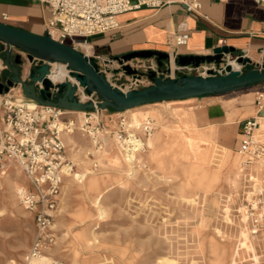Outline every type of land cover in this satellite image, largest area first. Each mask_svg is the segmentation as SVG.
I'll list each match as a JSON object with an SVG mask.
<instances>
[{"label": "rangeland", "instance_id": "rangeland-1", "mask_svg": "<svg viewBox=\"0 0 264 264\" xmlns=\"http://www.w3.org/2000/svg\"><path fill=\"white\" fill-rule=\"evenodd\" d=\"M4 70L1 64L0 74ZM21 70L25 75L27 64ZM256 90L154 103L117 114L102 111L89 133L80 129L83 115L72 114L76 129L61 140L73 170L57 200L53 243L34 264H264V234L252 228L233 149L240 118L230 128L219 126L227 131V140H219L226 147L216 141V128L202 122L199 129L193 113L185 112L228 104L229 99L245 107ZM12 95L18 98L19 91ZM147 116L155 123L151 139L146 145L148 138H142L144 151L131 162L115 141L118 125L122 119L134 124ZM160 130L163 143L154 134ZM189 133H196L198 142L176 144ZM20 187L31 190L13 164L0 176V264H28L25 257L36 235L33 213L18 203Z\"/></svg>", "mask_w": 264, "mask_h": 264}, {"label": "built area", "instance_id": "built-area-1", "mask_svg": "<svg viewBox=\"0 0 264 264\" xmlns=\"http://www.w3.org/2000/svg\"><path fill=\"white\" fill-rule=\"evenodd\" d=\"M49 9V16L44 23L45 35L55 41L69 45L74 49L80 41L118 27L117 16L141 8L158 9L162 0H33ZM223 1V0H217ZM263 4L264 0H253ZM186 12L199 14L200 4L196 1L182 0ZM186 37L172 36L167 41L168 50L164 52L166 59L159 68L156 59L116 60L91 51L87 57L92 58L98 71L108 83L123 91L138 90L152 84L149 73L166 80L178 79L182 76H207L225 73L226 66L235 71L230 64L236 63V71L243 72L248 66L238 64L239 58L246 54H224L221 63H200L180 66L177 62L179 48L185 46ZM250 65V64H249ZM64 66L68 77L63 81L71 82L75 88V97L82 103L96 104L95 95L87 96L79 83L70 76V70ZM128 66L133 74L123 69ZM260 66V65H258ZM50 72L52 64H49ZM51 82V96L57 92V84ZM41 88V85H39ZM260 86V88H258ZM257 86L254 92V115L239 122V132L235 153L239 157L238 173L246 189L244 202L251 219L252 228L258 235L264 234V130H260V120H264V84ZM19 91V89H16ZM15 90L0 94V176L7 171V165L18 166L30 183L31 190L20 187L16 190L19 205L27 212L33 213L36 224L34 241L25 257L27 263L31 258L40 257L53 243L50 228L57 207L63 180L72 173L73 165L66 158L65 147L61 135L71 134L76 129L75 120L70 117L76 112L60 110L38 105L24 98L20 91L15 97ZM102 112V111H101ZM98 111L82 112L83 121L80 129L89 133L87 128L99 124ZM115 113V112H114ZM117 114V113H116ZM115 141L126 152L129 161L144 151L142 138H149L154 123L145 119L138 123L127 124L122 119L118 125ZM93 129V127H92ZM98 131V130H97ZM98 133V132H97ZM93 144L97 145V137L91 135ZM139 143V144H138ZM58 264V263H55Z\"/></svg>", "mask_w": 264, "mask_h": 264}, {"label": "crops", "instance_id": "crops-1", "mask_svg": "<svg viewBox=\"0 0 264 264\" xmlns=\"http://www.w3.org/2000/svg\"><path fill=\"white\" fill-rule=\"evenodd\" d=\"M162 1L163 4L158 9L141 8L118 15V27L115 30L87 40L92 52L109 58H120L143 50L166 52L169 38L181 35L186 37V44L179 48L180 56H205L211 54L214 48L227 46L234 49V54H246L251 62L248 68H255L263 62L264 3L258 4L253 0H187L200 4L199 14H195L184 10L182 0ZM48 16V7L36 1L0 0L2 24L45 35L44 23ZM29 69L27 64L25 75L22 73L23 79L27 78ZM229 100L227 102L233 103L232 106L216 102L207 107L197 106L195 110L188 109L185 112L193 113L192 121L193 123L195 121L199 129V123L202 122L206 128H212V131L216 128L219 132L216 141L226 147H229L227 142L222 145L219 140L223 137L227 140V131L219 126L222 123L230 128L229 126L235 123L234 119L240 118L236 123L237 133L233 143L235 151L239 138L238 124L253 116L255 107L253 102L243 107V104ZM228 113L233 114L232 117H228ZM145 119H150L154 123L149 116L141 118L139 122ZM259 124L260 130H264V120H260ZM192 127L194 125L185 127L188 128L186 131H190L189 128ZM163 133L161 130L154 133L157 135L156 142H164ZM197 136L196 133H189L188 139L178 140L176 144H181L184 140L197 141ZM148 141L149 138L147 145Z\"/></svg>", "mask_w": 264, "mask_h": 264}, {"label": "water", "instance_id": "water-1", "mask_svg": "<svg viewBox=\"0 0 264 264\" xmlns=\"http://www.w3.org/2000/svg\"><path fill=\"white\" fill-rule=\"evenodd\" d=\"M3 51L1 64L10 76L4 84H0V94L11 89H19L21 95L38 105L72 112L106 111L123 113L143 105L168 101H182L204 96H219L264 84V59L260 66L246 72L233 71L226 66L225 73L207 76H182L174 80L155 77L149 73L150 86L138 90L123 91L111 86L105 76L98 71L96 62L73 47L59 43L47 35H37L23 29L0 23V52ZM224 54H234V49L227 46L214 48L205 56H178L180 66L200 63L220 64ZM155 58L157 66L162 67L166 54L159 51H136L116 60ZM63 64L70 70L74 78L84 89L87 96L95 95L96 104L82 103L75 97V86L69 81L57 84V92L51 96V82L47 78L50 73L49 64ZM238 64H251L247 57L239 58ZM28 64L27 78H22L21 67ZM123 69L133 74L128 66ZM41 85V88L40 86Z\"/></svg>", "mask_w": 264, "mask_h": 264}, {"label": "bare ground", "instance_id": "bare-ground-1", "mask_svg": "<svg viewBox=\"0 0 264 264\" xmlns=\"http://www.w3.org/2000/svg\"><path fill=\"white\" fill-rule=\"evenodd\" d=\"M77 46V48L79 47V48H82V50H78L79 52H81L83 55H85V56H88L89 54H91V51H92V49H91V46H90V43L89 42H83V41H80V42H78V44L76 45ZM77 48H76V50H77ZM53 65H56L57 67H59V68H52V70H51V72L49 73V78L53 81V82H57V81H59V82H61V81H63L64 79H66L67 77H68V75H67V72L65 71V69H64V66H63V64H57V63H53L52 64V67H53ZM233 65V64H232ZM0 67H1V62H0ZM62 79V80H61ZM71 80H73V78H70ZM61 80V81H60ZM131 110H134V109H131ZM131 110H127V111H125V112H128V111H131ZM77 113H82V112H77ZM124 113V112H123ZM149 138H150V136H149ZM151 139V138H150ZM149 139V140H150ZM139 144V143H138ZM106 145V144H105ZM146 145H147V140H146ZM155 145V144H154ZM154 147V146H153ZM13 166V164L12 163H9L8 165H7V170H8V168H9V166ZM70 175V174H69ZM69 175H67L66 177H68ZM41 257V256H40ZM40 257H35V258H31L30 260H29V262H28V264H34V261H36V260H38ZM52 263V261H48V264H51Z\"/></svg>", "mask_w": 264, "mask_h": 264}, {"label": "flooded vegetation", "instance_id": "flooded-vegetation-1", "mask_svg": "<svg viewBox=\"0 0 264 264\" xmlns=\"http://www.w3.org/2000/svg\"><path fill=\"white\" fill-rule=\"evenodd\" d=\"M10 74L9 72L5 71L0 74V84H4L5 80L9 78Z\"/></svg>", "mask_w": 264, "mask_h": 264}, {"label": "trees", "instance_id": "trees-1", "mask_svg": "<svg viewBox=\"0 0 264 264\" xmlns=\"http://www.w3.org/2000/svg\"><path fill=\"white\" fill-rule=\"evenodd\" d=\"M249 69H253V68H248V69H246V70L243 71V72H246V71H248ZM108 111L114 112V111H112V110H108Z\"/></svg>", "mask_w": 264, "mask_h": 264}]
</instances>
